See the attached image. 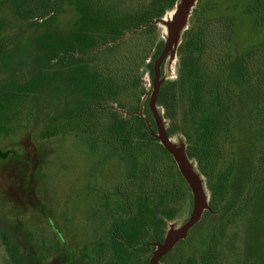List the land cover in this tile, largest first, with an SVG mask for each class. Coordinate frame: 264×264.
<instances>
[{
    "label": "rangeland",
    "instance_id": "1",
    "mask_svg": "<svg viewBox=\"0 0 264 264\" xmlns=\"http://www.w3.org/2000/svg\"><path fill=\"white\" fill-rule=\"evenodd\" d=\"M148 1L126 0L133 6ZM13 2L0 0V264H16V258H22V264H69L70 251L73 264H87L95 257L97 247L96 212L102 207L104 191L111 190L125 173V161L116 151L90 139L95 131L84 132V128L92 130L93 126L89 121L90 127H86L88 109L80 116L75 113L80 103L92 100V93L89 82L77 73L74 79V72L79 70L74 66V51L47 56L50 48H40L36 43L37 37L48 29L74 31L73 18L69 21L63 16L49 22L28 19L22 12V3L17 6ZM181 2L176 0L173 8L154 19L153 28L142 35L147 41L144 63L149 61L152 68L157 43L162 41L163 47L174 11ZM196 3L194 0L191 4L178 38L160 64V85L177 77L176 49ZM73 10L68 16L73 17ZM242 32L235 48L249 42V37H244L245 29ZM130 33L131 30L124 36ZM54 37L56 51L57 43L63 42ZM119 40H115L117 44ZM231 66L237 112L234 139L223 148L222 157L224 162L233 160L230 189L238 185V193L236 189L230 194L235 199L242 198L245 176L264 152V136H260V131H264V110H256L253 84H244ZM134 76L138 90L142 88L135 113L144 118L148 133L154 135L156 127L148 107L153 69L140 66ZM119 84L121 88L122 83ZM121 101L130 106V100ZM178 102L183 104L184 96L179 95ZM109 104L119 113L128 114L118 102ZM156 106L167 130L174 120L164 115L157 97ZM182 116L180 109L175 116L176 128L182 124ZM102 130L97 126L96 133ZM176 130L168 136L184 152V136ZM187 161L200 179L207 202L204 210L209 214L202 212L159 264H264V186L248 197L246 207L237 215L224 216L222 209L209 208L206 180L194 160L187 157ZM191 209L192 194L190 201L182 202L175 217L166 223L165 234L177 230ZM149 244L155 248L156 241ZM148 253L149 256L152 252ZM146 254L139 248L129 263L139 264Z\"/></svg>",
    "mask_w": 264,
    "mask_h": 264
},
{
    "label": "trees",
    "instance_id": "2",
    "mask_svg": "<svg viewBox=\"0 0 264 264\" xmlns=\"http://www.w3.org/2000/svg\"><path fill=\"white\" fill-rule=\"evenodd\" d=\"M14 2L17 6L22 3L28 19L49 22L63 16L69 21L73 18L74 31L48 29L36 43L40 48H50L47 56L74 51V66L79 69L74 79L77 73L89 82L92 93V100L80 103L75 113L80 116L88 109L86 127H90L89 121L93 126L84 132L95 131L90 139L116 151L125 161V173L111 190L104 191L102 207L96 212L97 247L87 264H137L129 263V259L137 256L139 248L147 253L139 264H147L151 256L148 251L155 249L149 243L163 240L166 223L175 217L182 202L191 199L190 188L173 158L148 133L144 118L135 113L142 88L138 90L134 70L141 66L152 71V63H144L147 41L142 35L153 28L154 19L173 8L176 0H149L138 6L126 0ZM191 17L176 49L177 77L161 83L157 102L164 115L174 120L166 130L168 135L178 128L176 112L183 111L178 130L184 136L187 157L194 160L206 180L209 208L222 209L224 216L233 217L246 207L248 197L264 186L263 152L245 176L242 198L232 199L231 191L237 189L238 193V185L230 189L233 160L224 162L222 157L223 148L233 142L237 112L231 65L244 84H253L256 110H264V0H197ZM244 29L249 42L235 48L236 38ZM129 30L131 33L124 36ZM54 35L63 42L57 43L56 51ZM157 44L153 59L162 50V41ZM179 95L185 98L183 104L178 102ZM123 99L130 100V106ZM108 102H118L128 114L119 113L112 104L107 106ZM97 126L103 129L100 133H96ZM205 213L209 214L208 210ZM68 259L73 264L71 251ZM15 262L22 264L23 260L16 258Z\"/></svg>",
    "mask_w": 264,
    "mask_h": 264
},
{
    "label": "water",
    "instance_id": "3",
    "mask_svg": "<svg viewBox=\"0 0 264 264\" xmlns=\"http://www.w3.org/2000/svg\"><path fill=\"white\" fill-rule=\"evenodd\" d=\"M193 1L194 0H183V2L178 4L176 10L174 11L172 20L169 24L167 39L163 44L161 52L155 58L153 63L152 90L148 101V107L156 127V133L152 136L156 137L159 143L171 155L181 176L190 188V192L192 194V209L188 219L179 228H177V230L169 235L165 234L166 236L164 235L162 241H156L155 249L148 260V264H159L160 258L166 254L179 239H182L186 232L200 219L202 212L207 205L200 179L196 172L190 168L186 157L187 155L185 156V149L183 152L180 147L171 142L160 116V108L156 106V97L160 87V64L168 52L171 51L173 43L178 38L180 29L185 24L187 13L191 8Z\"/></svg>",
    "mask_w": 264,
    "mask_h": 264
}]
</instances>
